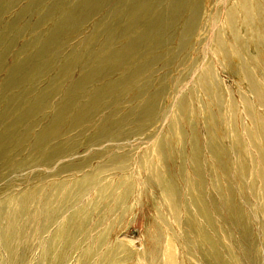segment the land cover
<instances>
[{"label": "rangeland", "instance_id": "1", "mask_svg": "<svg viewBox=\"0 0 264 264\" xmlns=\"http://www.w3.org/2000/svg\"><path fill=\"white\" fill-rule=\"evenodd\" d=\"M183 1L0 0V264H264V0Z\"/></svg>", "mask_w": 264, "mask_h": 264}, {"label": "bare ground", "instance_id": "2", "mask_svg": "<svg viewBox=\"0 0 264 264\" xmlns=\"http://www.w3.org/2000/svg\"><path fill=\"white\" fill-rule=\"evenodd\" d=\"M185 6V5H187V3H185L183 0H181V3H180V6ZM193 9H194V7H192ZM193 11V15L189 18V20H188V17L185 19V22L187 23V25H186V29L184 30V32H185V35H184V32H183V35H181V40H180V45H183L184 44V42H187L188 41V39L194 34V33H196V30H194L193 28H194V24L196 23V21H197V18H198V16H196L198 13H199V11H197V14H196V12L194 11V10H192ZM169 13V11H167L166 12V15ZM222 13H223V16H224V14L226 15V13H225V11L223 12L222 11ZM175 15V14H174ZM175 16H177V15H175ZM171 17H172V15H171ZM225 17L226 16H224V18H223V20H225ZM135 21L136 20H132L131 21V24H130V26L132 25V24H135ZM210 32H212V31H210ZM169 36H165L164 37V35H163V37L161 38V46L163 47V46H166V45H169V44H171L172 42H174V38H172V37H169ZM183 37V38H182ZM216 41H217V37L215 38V32H212L211 34H210V37L208 38V40H207V43H206V47H205V49H207L209 52H212V53H214L213 51H212V49H213V45L216 47L217 46V43H216ZM131 48L132 49H136V48H138V46H136V43L134 44V45H132L131 46ZM183 49H185V44L183 45ZM183 49H180V50H183ZM175 51V50H174ZM213 57H215L216 58V63L218 64L219 63V59H218V56L216 57V55L215 54H213ZM165 64V63H164ZM203 65V64H202ZM205 66H202V67H200V65H199V67H198V69L196 70V71H199V70H202L203 68H204ZM209 69H212V68H209ZM85 86H86V83L85 84H80L79 86H76L77 87V89H78V91H80V90H84L85 89ZM105 94V93H104ZM103 97V96H102ZM258 97V96H257ZM74 99H76V98H74ZM93 103H91L92 105V110L90 111V112H86V110H85V106H83V107H81V109H80V111H81V113H80V117H81V119H84V118H88V117H90L95 111H96V109L98 108V106H99V104L101 103V102H95L94 103V101H92ZM70 101L68 102V104L66 105V107L68 108L69 107V105H70ZM65 110H66V108H65ZM118 130H116V132H117ZM105 132L106 131H103V134H105ZM102 133V132H101ZM219 259V258H218ZM219 261H220V259H219Z\"/></svg>", "mask_w": 264, "mask_h": 264}]
</instances>
